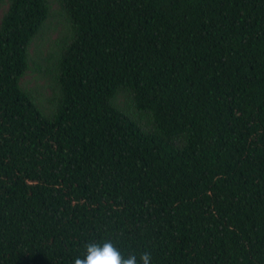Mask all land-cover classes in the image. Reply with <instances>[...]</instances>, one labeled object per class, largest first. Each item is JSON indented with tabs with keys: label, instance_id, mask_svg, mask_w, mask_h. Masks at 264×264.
Returning a JSON list of instances; mask_svg holds the SVG:
<instances>
[{
	"label": "trees",
	"instance_id": "16d2710c",
	"mask_svg": "<svg viewBox=\"0 0 264 264\" xmlns=\"http://www.w3.org/2000/svg\"><path fill=\"white\" fill-rule=\"evenodd\" d=\"M57 1L42 100L50 2L0 0V264H264V0Z\"/></svg>",
	"mask_w": 264,
	"mask_h": 264
},
{
	"label": "rangeland",
	"instance_id": "374dc122",
	"mask_svg": "<svg viewBox=\"0 0 264 264\" xmlns=\"http://www.w3.org/2000/svg\"><path fill=\"white\" fill-rule=\"evenodd\" d=\"M49 2L52 16L47 21L48 28L44 30L43 34H39L30 45L29 52L33 61L30 62V69L25 73L20 81L22 87L37 91L38 97L42 100H45L47 97L52 95V89L49 85L50 77L44 71L47 66L50 65L49 61L46 59H48L47 57L53 51L55 40L65 29L60 17L54 15V13L59 9L58 1L49 0ZM6 8V4H0V19ZM38 66H40L43 70H37ZM125 101L126 95H122L119 98V103L124 106ZM39 106L44 109L41 105ZM44 110H48V108H45Z\"/></svg>",
	"mask_w": 264,
	"mask_h": 264
},
{
	"label": "clouds",
	"instance_id": "9594fccd",
	"mask_svg": "<svg viewBox=\"0 0 264 264\" xmlns=\"http://www.w3.org/2000/svg\"><path fill=\"white\" fill-rule=\"evenodd\" d=\"M151 253L140 254L139 261L135 254L125 257L120 249L111 241L89 242L85 245V252L77 256L73 264H151Z\"/></svg>",
	"mask_w": 264,
	"mask_h": 264
}]
</instances>
